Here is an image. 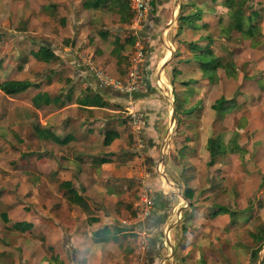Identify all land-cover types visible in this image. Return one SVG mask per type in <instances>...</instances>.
<instances>
[{"label":"crops","instance_id":"1","mask_svg":"<svg viewBox=\"0 0 264 264\" xmlns=\"http://www.w3.org/2000/svg\"><path fill=\"white\" fill-rule=\"evenodd\" d=\"M86 1L78 0L77 11H72L70 6L62 7L69 20L68 31L63 29L59 36L52 32L40 33L38 37H44L45 43L32 39L29 55L23 60L27 68L23 69L24 64H20L13 71L0 63V85L8 80L29 81L36 84L33 87L38 90V82L31 78L32 68L58 62L52 68L55 71L44 73L46 81L39 90L43 91L42 95L31 94L33 87L13 96L0 89L1 97L12 100L10 103L4 100V107H8V103L11 106V115L17 114L21 123L35 117V122L30 123L32 144L23 146L25 150L17 160L35 170L22 175V170L13 168L18 179L25 181L22 193L32 192L29 198L32 206L25 210L22 204L14 205L13 210L7 211L9 224L2 219L5 227L13 228V224L22 222L32 225L30 231L21 233L14 247L26 264H139L143 259L138 253L143 252L133 242V234L139 233L147 235L151 242V264H207V260L210 264H223L222 249L230 245L226 231L229 225L246 223L252 216L244 217L246 213L238 214L223 204L209 202L210 197L227 200L237 185L240 195L260 190L258 206L263 205L264 116L254 115L255 111L239 113V98L221 112L213 109L221 97L231 98L226 95L221 80L212 83L199 69L191 46L196 44L201 50L212 48V40L217 38L209 32L208 26L212 24L206 20V24L201 25L205 30L201 31L197 23L203 18L194 29L180 25L178 19L171 17L178 10V15L181 10L183 13V8L191 5L192 0H154V10L147 19V25L154 30L150 67L156 58L159 62L158 56L164 53L163 41L167 44L172 36L176 38H172V51L168 49L160 58L165 70L158 85L164 89V94L154 91L155 95L151 93L135 100V106L128 101L133 100L132 96H110L91 76L87 65L117 79L123 67L124 52L132 46L128 41L130 36L123 35L119 25L127 27L131 21L123 23L118 11L110 9V5L87 9L83 5ZM207 1L209 12L215 15L218 12L212 3L219 2L222 5L216 8L229 11L226 0ZM199 7L203 16L205 9ZM108 11V15L101 13ZM112 15L117 24L102 30V23L114 24L110 20ZM187 27L195 30L192 40L182 39L188 33ZM156 29L162 36L160 45L159 38L155 37ZM40 45L50 48L55 59L48 63L35 59L33 53ZM61 52L66 53L65 59ZM74 60H80L85 69L73 70L71 61ZM257 60L255 56L254 61ZM169 69L173 73L170 91L165 87V80L169 82ZM191 72L192 75L186 77ZM245 76L247 74L242 79L237 76L240 85L242 80L246 81ZM145 83L150 85L147 78ZM238 90L242 96L244 89ZM183 97L187 104L181 105ZM21 101L25 105H20ZM138 109L145 121L140 129L133 124L130 115ZM107 136H110L109 144H105ZM215 136L221 137L224 144L234 139L240 149L216 157L211 165L208 141ZM2 139L0 145L6 144L5 137ZM14 147L17 148L16 144ZM204 169L212 172H204ZM2 175L5 176V172ZM66 182L84 199L82 203L69 200L68 188L61 187ZM188 188L194 191L191 200L186 198ZM6 189L0 186L3 195L10 191ZM147 199L152 206L147 207ZM220 208L236 216L219 213ZM146 209L150 214L144 218L141 214ZM12 211L24 215L14 217ZM196 218L201 219L200 227L192 229L189 225ZM254 241L259 248L264 246V242L260 247L262 241ZM254 252L250 259L264 264V256L253 257ZM11 253L15 255L12 250Z\"/></svg>","mask_w":264,"mask_h":264},{"label":"rangeland","instance_id":"2","mask_svg":"<svg viewBox=\"0 0 264 264\" xmlns=\"http://www.w3.org/2000/svg\"><path fill=\"white\" fill-rule=\"evenodd\" d=\"M67 1L68 0H0V63L2 62L4 66L7 65V68H12L13 71L20 64H24L23 69H25L27 68V64H25V61L23 60L27 59L26 56L29 55L28 49L30 48V45H33L31 44L32 39H39L40 41H43V43H45L44 37H38L40 33L45 35L52 32L54 35L59 36L60 31L62 32L63 29V31H68L69 20L67 19V17H65V11L62 10V7L68 8V6H70L72 11H77L78 0H69V3ZM205 1L206 0L190 1L189 3L191 5L183 8V14H186V16L193 15L199 10V6L203 8L202 10L205 9V14H203L202 16V21L197 23L200 27L199 30H205V26L202 27L201 25L206 24V20L209 21L212 24L208 26L209 32H212V35L214 37H217L216 39L213 38L212 40L213 44L211 46L214 52L218 56H223L227 59H231L234 62L235 70H237V76L240 75L241 79L244 74H247V76H245L246 81L242 80V83L240 85V80L237 81V76L235 78H228L225 72V68H219L217 70V80H221V84H224L223 87L226 88V95L229 98L233 100L239 98L240 106L237 107L239 113L245 115L250 114L251 111H255L256 113L254 115L258 116L259 114H261L262 116H264V0H247L248 6L250 7L247 11L250 12L252 10H257L261 16L259 18L258 24L260 25L262 32L254 41L244 39L240 37L239 33L234 31L231 32V30L228 29V12H226L222 8H216L217 6H221L222 4H219V2L212 3V7L215 9V11L218 12V14L215 15L212 11L209 12L207 7L208 5L205 4ZM49 4L51 7H49ZM54 4L55 6H53ZM48 7L50 8V10L46 11V8ZM109 12L110 11H108L107 13H101L108 15ZM178 13L175 16L172 14L171 17H173L175 20L178 19ZM209 14H212V16H210ZM113 17V15L110 16V20H112V23L114 24L107 25L105 23H102V30H105L107 28H114V26L117 24V21H115ZM74 18L75 16L73 15L72 19ZM220 18L221 21H219ZM115 19H118L117 14L115 15ZM130 26H132V29L130 28ZM72 28L74 29V31L76 30L73 25ZM119 28H122L123 35L130 36V38L135 37L136 43H140V45L144 48V52L146 53L145 57L147 56L143 67L144 78L148 79L150 85H146L145 88L138 91L141 95L139 96L140 98L135 97L134 94H132L131 96L133 100L128 101L135 106V100L147 97L151 95V93L152 95H155V93L153 94L154 91L157 93L160 90L162 94H164V89H162L158 85L159 78L161 77L160 75L163 74V71L165 70L164 66L160 63V58L164 53H167L168 49H171L172 51V45L174 44L172 38L174 40L176 38L172 36L171 39L169 38L170 41L168 40L169 42L167 44L163 41V44L165 45L163 48L164 53H161V55L158 56L159 62H157L156 58L153 65H151L152 67H150V46L154 30L152 27H149L147 25V20L140 23H133L132 17V20L127 27L119 25ZM156 30L157 31L155 33V37L159 38L158 43L160 45L162 44V40L160 39L162 36H160L159 34V29ZM187 31V35H184L182 39L192 40L195 36L192 31L195 32V30L187 27ZM219 34H222V36H219ZM47 39L49 38L47 37ZM165 39L166 38L164 37L163 40ZM70 41L71 40L69 39V43ZM136 43L132 46L129 45L127 50H125L124 52L125 57L124 61H122L123 67H121V73L117 77V79L121 81L125 80L131 68V60L135 55ZM61 54L65 59L66 53L61 52ZM255 56H257V61H254ZM75 61L76 60H74L73 63L71 61L73 70L85 69L82 66L81 68L76 65L77 63H81L80 60L76 62ZM57 63L58 62H56V64ZM56 64L51 63V65H41V67L39 68H32L31 78H33V81L35 80V83L38 82L39 89L37 90L33 87V91H31V94H34V92H38L41 95L44 94L43 91H39L41 85L46 81V76L44 75V73L52 70L55 71L52 68L56 66ZM67 70L69 71V69ZM9 71L11 72V70ZM168 71H170V69ZM33 73H37V75ZM89 73L92 77L95 78L94 74L90 70ZM190 75H192V72L188 73L186 77ZM172 76L173 73L172 71H170L169 82L165 80V87L168 89V91H170V85L172 82L170 78ZM254 76H256L255 79ZM104 87L109 91V94L112 97H122L123 95H125L120 90L113 89L109 86ZM150 87H152V89ZM238 89H244V94H242V96L238 94ZM4 100L8 101L9 103L12 101L11 99L0 96V140L2 139V137L3 139L5 137L4 141L6 142V144L0 145V186H2L3 188H7L6 190L10 191L6 192V195H3L0 190V214L2 212H7L10 208L13 210L14 205L18 206L20 204L25 206V210H30L32 205L31 203H29V198L31 197L32 192L24 191V194L22 193L21 189L22 185L25 184V181L22 183V181L18 179V177L15 175L17 171H15L13 168L15 167L16 169L22 170V175H24L25 172L28 173L35 170L33 169V166L24 165L23 162L20 163L17 161L21 158L22 151L25 150L23 146L32 144V139H29V132L31 130L30 123L35 122L33 121L35 117L32 116L30 118H27L28 121L30 119V122L28 123H21L17 114L12 113L11 115V106H9V103L8 107H4ZM182 102L183 103H180L181 105L186 103L185 97H183ZM122 104L125 105V103ZM20 105L25 104L23 101H21ZM22 109L25 112L29 113V110L27 108L22 107ZM137 112L140 113L141 111L139 112L138 109ZM7 130L9 131V133H4V131L7 132ZM24 139H27V142H24ZM15 144L17 148L14 147ZM35 146H37V143ZM23 158L25 159L26 156H24ZM9 163H12V165H8ZM6 164L8 165L7 167L9 169L6 168ZM205 168H207V166ZM162 169L164 168L162 167ZM159 171L162 172L161 169ZM3 172H5V176L2 175ZM204 172L212 171H210L209 169H204ZM200 173H202V171H198V174ZM15 176L16 178H14ZM8 177H10V179H8ZM235 187L236 190L230 191V195L226 198L227 200H225V198L221 200L220 197L215 196L210 197L211 200L209 201L223 204L227 206L231 211L233 210L238 214L246 213L252 216L246 223H234L229 225V228L226 231L229 234L230 245L227 246L228 252L225 246L222 249L223 264H257L256 260L253 261L250 259V255L252 252L257 251L258 258L264 256V246L259 248V244L255 243L254 241L257 240L255 236H262V238L264 239V213H262V211L264 210V203L263 205H261V207L258 206V194L260 193V190L257 192H254L252 190L246 191L245 193L241 194V196L237 191L238 186L236 185ZM230 188H233L232 182L230 183ZM4 202H9L11 205H8L9 203ZM145 204L147 205V207L152 206V202L149 199L146 200ZM12 215L14 217H20L24 214L23 212L19 213V211H12ZM200 220L201 219L199 218L192 219L191 225H189V227L192 229H197L198 226L200 227ZM14 231L18 230H14L11 226L5 227L4 223L2 222V218H0V261L4 262V264H26L25 262H23V256H20L16 247H14L16 240H19L21 238V233L23 232L18 231L16 235H13L15 234ZM133 236V242L136 244V248L143 252L142 254L138 253V255L143 259L138 263L142 264L143 262V264H151V242L150 240H148L149 237L147 235L141 236L139 233L133 234ZM219 240L221 239L219 238ZM213 248L216 249L215 245H213ZM238 249L240 250V252L237 254L236 251ZM11 250L15 253V255L11 253ZM219 257L222 261L220 252ZM207 264H210L208 260Z\"/></svg>","mask_w":264,"mask_h":264},{"label":"trees","instance_id":"3","mask_svg":"<svg viewBox=\"0 0 264 264\" xmlns=\"http://www.w3.org/2000/svg\"><path fill=\"white\" fill-rule=\"evenodd\" d=\"M218 0H212V2H217ZM84 7L87 9H99L101 6L110 5V9L118 11L120 15V20L123 23L129 22L132 20L133 13L130 9L129 0H87L84 4ZM226 6L229 12V24L228 29L231 32H237L240 34V37L254 41L260 35L261 27L258 24L260 13L257 10H252L248 12L250 8L248 6L247 0H226ZM202 14L197 11L193 15L184 16L181 10V13L178 17L180 25H189L192 28H196V23L201 21ZM129 43L134 45L136 43V38L132 37L129 40ZM193 51L195 52V58L200 66V69L207 74L208 79L215 83L217 82V70L219 68H225V72L228 78H235L237 76V70H235L234 62L231 59H227L223 56H218L214 50L210 47L202 49L198 45H191ZM198 51V52H197ZM33 57L39 61L50 62L55 59V55L51 52L50 48L46 45H40L39 50L33 53ZM36 86L29 81H15L8 80L0 85V89L7 95H17L23 92H26L29 88ZM135 97L141 96L139 92L134 93ZM233 103V99L227 100L225 97H221L213 106V109L217 112H221L225 109V106ZM110 143V136L106 137L105 144ZM237 149H240V146L234 139L229 140L227 144L222 142L221 137L215 136L210 138L208 141V150L211 153L212 160L211 165L215 163V158L227 153H234ZM61 187L68 188V192L71 194L69 200L74 203H82L83 198L78 195L77 192L73 190L72 184L69 182L61 184ZM194 191L192 189H186V198L191 200L193 198ZM226 212L230 214L231 217L236 216L235 213L229 211L226 208H220L219 213ZM4 223H9L7 212L1 213ZM249 214H245L244 217H248ZM13 228L20 231L26 232L32 229V225L27 222L15 223ZM257 240L262 241L260 247L263 245L262 236H255ZM257 254V251L253 253V257Z\"/></svg>","mask_w":264,"mask_h":264},{"label":"built area","instance_id":"4","mask_svg":"<svg viewBox=\"0 0 264 264\" xmlns=\"http://www.w3.org/2000/svg\"><path fill=\"white\" fill-rule=\"evenodd\" d=\"M130 9L133 13V23L142 22L149 18L152 14L154 7V0H129ZM135 28V27H134ZM144 48L140 43H136V51L134 58L131 60V68L124 81L113 78L102 71L96 70L89 65V70L94 74L95 79H97L101 85L109 86L113 89L120 90L125 95L131 96L135 92L140 91L146 87L145 78H144V63L147 56L145 57ZM78 67H81V64H77ZM132 116V121L135 126L139 129L144 126V114L142 112H133L130 113ZM150 212L147 209L142 214L143 217L149 216ZM147 264V263H144Z\"/></svg>","mask_w":264,"mask_h":264},{"label":"water","instance_id":"5","mask_svg":"<svg viewBox=\"0 0 264 264\" xmlns=\"http://www.w3.org/2000/svg\"><path fill=\"white\" fill-rule=\"evenodd\" d=\"M173 113H174V110H173ZM172 118H174V116Z\"/></svg>","mask_w":264,"mask_h":264}]
</instances>
